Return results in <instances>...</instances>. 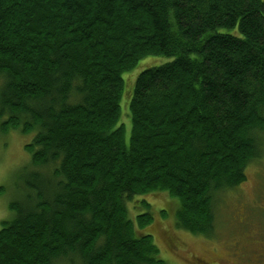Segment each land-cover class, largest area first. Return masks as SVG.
<instances>
[{
    "label": "trees",
    "instance_id": "16d2710c",
    "mask_svg": "<svg viewBox=\"0 0 264 264\" xmlns=\"http://www.w3.org/2000/svg\"><path fill=\"white\" fill-rule=\"evenodd\" d=\"M146 57L169 61L131 89L123 76ZM12 131L31 136V167L0 264H167L144 197L167 195L176 228L210 235L264 151V0H0Z\"/></svg>",
    "mask_w": 264,
    "mask_h": 264
},
{
    "label": "rangeland",
    "instance_id": "374dc122",
    "mask_svg": "<svg viewBox=\"0 0 264 264\" xmlns=\"http://www.w3.org/2000/svg\"><path fill=\"white\" fill-rule=\"evenodd\" d=\"M166 61L169 60L165 57H146L140 61L136 69L125 74L123 79L126 84L131 83L132 89L141 70L158 66ZM126 99L122 97L121 100L120 123L125 125V138L128 139L130 115ZM124 103L127 106H124ZM30 138V135H23L18 131H12L6 135L0 134V189H2V192L0 191V229L3 221L13 217L12 212L9 211L10 202L20 199L24 193V175L31 167L30 156L25 152L24 145L30 141ZM245 173L246 179L239 185L236 192L222 194L216 206V228L212 233L213 237L225 235L229 230L240 228L246 229L249 237L252 236L255 239L262 234L260 218L262 220L263 214L260 207L264 209V151L258 159L248 165ZM144 198L151 206L150 212L153 219L151 224L142 230L152 236L159 249L160 258L167 264H187L186 258L189 259L198 254H209L208 251L215 247L219 252L222 251V242L217 245L206 244L198 235L175 227V200L163 193L149 194ZM128 209L129 217L134 219L136 213L140 212L138 199L130 203ZM239 219H242V223L238 222ZM225 238L227 237H223Z\"/></svg>",
    "mask_w": 264,
    "mask_h": 264
},
{
    "label": "flooded vegetation",
    "instance_id": "af4514ba",
    "mask_svg": "<svg viewBox=\"0 0 264 264\" xmlns=\"http://www.w3.org/2000/svg\"><path fill=\"white\" fill-rule=\"evenodd\" d=\"M262 211H261V210ZM262 212V234L255 239L249 237L247 230L240 228L237 230H229L225 235L213 237L210 235H198L202 242L206 244L217 245L222 242V251L212 248L209 254H198L191 258H186L187 264H264V209L260 207ZM262 221V222H261ZM242 223V219L238 220ZM223 237H227L223 239Z\"/></svg>",
    "mask_w": 264,
    "mask_h": 264
}]
</instances>
